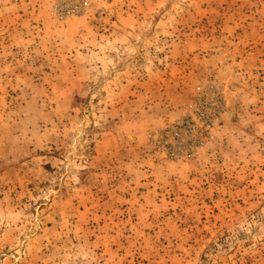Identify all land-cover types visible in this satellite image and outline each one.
<instances>
[{
  "label": "rangeland",
  "instance_id": "374dc122",
  "mask_svg": "<svg viewBox=\"0 0 264 264\" xmlns=\"http://www.w3.org/2000/svg\"><path fill=\"white\" fill-rule=\"evenodd\" d=\"M0 264H264V0H0Z\"/></svg>",
  "mask_w": 264,
  "mask_h": 264
}]
</instances>
